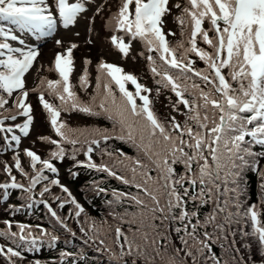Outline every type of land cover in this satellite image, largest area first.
<instances>
[{
    "label": "snow or ice",
    "instance_id": "1",
    "mask_svg": "<svg viewBox=\"0 0 264 264\" xmlns=\"http://www.w3.org/2000/svg\"><path fill=\"white\" fill-rule=\"evenodd\" d=\"M81 21L85 45L108 31L122 59L139 42L153 87L88 57L74 83L81 45L55 37ZM52 38L59 51L45 68L40 42ZM163 92L175 97H166L167 117L155 108ZM32 95L51 135L24 147L36 124ZM74 116L109 126L73 125ZM66 160L73 180L82 169L131 190L92 179L93 192L111 197L97 221L61 182ZM0 177V209L12 217L0 221V264H88L85 252L59 247L64 233L77 239L69 219L107 264H264V0H0ZM41 205L59 234L14 219ZM45 249L58 254L42 260Z\"/></svg>",
    "mask_w": 264,
    "mask_h": 264
},
{
    "label": "rangeland",
    "instance_id": "2",
    "mask_svg": "<svg viewBox=\"0 0 264 264\" xmlns=\"http://www.w3.org/2000/svg\"><path fill=\"white\" fill-rule=\"evenodd\" d=\"M168 23H167V28L171 29L173 31L177 30V25L173 22V17H168ZM99 20H98V26H99ZM79 31L81 33L79 38H76L73 36V33ZM111 33L105 30L100 31L99 35L94 37L95 39V46H87L84 44V39H85V22L81 21L80 25L77 28H73L70 31H61L55 38H61L64 39L66 42L69 40H74L78 42L81 46L75 50L74 56H75V61H76V71L72 77V80L74 83L77 81V77L81 73L82 69V60L85 57L90 58L93 61V65L100 59L103 58L109 63L117 64L119 66H122L125 71L130 72L135 74L140 78L141 83L147 84L149 87H153V81L150 77V74L148 73L146 69V63L142 57L138 55V53L142 50V45L139 42H133V49L131 53V57H135V59H132L131 57L128 59H122L121 54L113 49L111 46L110 42L105 40L106 36H110ZM55 38L49 39L46 43L45 42H40V47H41V62L43 63L44 67L47 68L48 66L51 65L54 54L56 51H59L55 47ZM174 37H169V39H173ZM178 38V37H176ZM30 43H34V41L29 40ZM202 47L204 45H201ZM199 67H203L202 63L198 64ZM36 72V69H33V73ZM94 75V73H93ZM39 76H48L51 79L56 78L55 73H49L47 71H40ZM29 80V86L32 87L34 86V77L33 75H30L28 77ZM131 89V85H129ZM77 91H79V88H77ZM83 96V94H82ZM171 96L170 93L163 92L160 97L157 99L156 105L158 108L168 116V114L171 112L170 107H167L166 105L168 104V100L166 97ZM86 98V97H85ZM172 100H175L174 96H171ZM32 102L37 105V111H36V124H35V129L32 133V136L29 139H26L23 143L24 147H27L30 145L31 141L37 137L39 134H47L51 135V132L49 130V127L47 125V122L45 120L44 114L41 112L36 95L31 96ZM175 115V113H172ZM178 119H183L182 117L178 116ZM99 123L97 124V122ZM73 125H78V126H87V125H93L97 124V126H106L105 122L96 119V118H87V117H80V116H74L73 119L70 121ZM104 123V124H103ZM40 150V154L44 155V146L40 145L38 146ZM4 159H7V156L3 157ZM81 160L84 159V157L81 155L79 157ZM70 160H66L63 164H57V167L60 168V179L61 182L64 183L69 187L73 195L76 197V199L81 203L80 199L78 196L74 193L72 189V184L69 183L63 176L62 171L64 167H66L67 164H69ZM71 163V162H70ZM71 167V166H69ZM2 179V177H0ZM54 192L59 193L58 189H53ZM82 204V203H81ZM53 207H56L55 204H53ZM3 219H7L6 215L0 214V221ZM70 224V223H69ZM3 227V224L0 223V228ZM3 241H0L2 243Z\"/></svg>",
    "mask_w": 264,
    "mask_h": 264
},
{
    "label": "trees",
    "instance_id": "3",
    "mask_svg": "<svg viewBox=\"0 0 264 264\" xmlns=\"http://www.w3.org/2000/svg\"><path fill=\"white\" fill-rule=\"evenodd\" d=\"M177 39V38H173ZM171 39V40H173ZM156 111L159 113L161 117H167L166 114H164L158 106L155 104ZM103 122H105L106 126H109V122L106 120H103L102 118H96ZM104 124V123H103ZM116 147H121L120 142H116ZM123 149L128 151L130 155L135 154V149H132L129 145H122ZM71 162V161H70ZM66 165L64 167L62 174L64 178L72 184V189L74 193L78 196L80 199L82 206L86 209L87 215L93 219H96L97 221L105 218L107 216V213L109 211V207L106 204V200L110 199L111 197H105L103 195H97L91 187L89 186V182L92 179L101 180L104 181V186L107 187L109 190L115 188L121 191H129L131 189L125 188L124 185L120 184L118 181L112 180L110 178L102 177L101 174L96 173H87L82 169H77L81 172L80 178L73 180L72 177L68 174V169L70 168L72 162ZM250 175L249 180V192H248V198L250 203L257 202L258 197V188L256 185V179L254 176ZM71 206H66L65 209L61 211V214L64 215L70 210ZM27 210L25 212H22L15 216V220H19L22 222H26L29 224H41L43 227L48 228L49 230H56L57 234H59L60 230L58 226L54 225V222L50 220L48 213L46 210L43 209V206H39L32 214H26ZM2 214L6 215V218L11 219L12 217H9L6 213L2 211ZM110 219V217H109ZM68 223L72 226L74 230L77 231V239L71 240L68 242H65V237H67V233H64L61 238V243L59 245L60 249L72 251L74 253L79 252H85L88 257V264H107V258L106 256H101L93 249L88 248L86 245L82 243V241L79 239L80 233L78 229V225L75 223L74 220L69 219ZM219 251V249H217ZM58 254L57 251H48L45 249L42 251V253L39 254V258L42 260H47L50 257L56 256ZM30 258H32L30 256Z\"/></svg>",
    "mask_w": 264,
    "mask_h": 264
}]
</instances>
